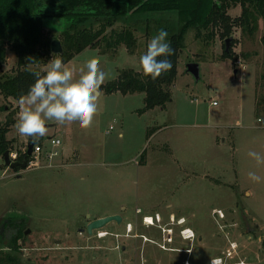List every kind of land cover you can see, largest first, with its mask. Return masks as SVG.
<instances>
[{
	"label": "rangeland",
	"instance_id": "rangeland-1",
	"mask_svg": "<svg viewBox=\"0 0 264 264\" xmlns=\"http://www.w3.org/2000/svg\"><path fill=\"white\" fill-rule=\"evenodd\" d=\"M241 12L240 3L228 8L232 19H239ZM168 16L174 19L176 14ZM71 21L50 15L43 25L53 40ZM215 30L211 38L189 33L165 107L142 110L144 92L101 88L99 111L88 127L61 128L45 118L47 131L35 138L45 148L39 163L13 168L5 165L0 152V227L6 215H19L27 230L16 250L7 246L9 232H2L0 249L26 264H185L187 252L161 248L162 227L173 224L174 240L167 245L186 248L193 243V263L206 264L225 250L229 239H236L240 246L231 260L264 264V164L248 156L249 149L264 153V112L256 110L264 92L257 87L264 70V20L253 34L244 33L237 20L230 35L232 55L227 57L223 29ZM136 35V53L125 45L107 54L88 47L63 62L73 83L88 63L106 72L104 82L117 77L122 67L140 70L138 59L151 34L139 27ZM48 62L39 68L46 70ZM189 62L199 63L198 80L187 70ZM16 66L17 55L8 49L2 72ZM19 110L18 101L0 91V126L12 114L8 149L18 153L32 139L16 130ZM51 136L62 143L48 157L56 149ZM250 170L261 181L251 180ZM115 213L122 216L120 222L87 231L91 219ZM156 213L160 222L143 219ZM171 217L186 222L177 224ZM186 224L197 233L193 242L180 234Z\"/></svg>",
	"mask_w": 264,
	"mask_h": 264
},
{
	"label": "trees",
	"instance_id": "trees-1",
	"mask_svg": "<svg viewBox=\"0 0 264 264\" xmlns=\"http://www.w3.org/2000/svg\"><path fill=\"white\" fill-rule=\"evenodd\" d=\"M236 3L242 5V12L239 19H232L228 8ZM170 13L176 14V17L172 19L168 16ZM50 15L72 19L59 37L64 52L56 55L64 63L88 47L107 54L125 45L131 53H136V30L139 27L147 36L155 35L160 28L167 29L173 48L169 57L172 67L167 72L152 79L141 70L122 67L117 77L100 86L107 92H144L142 110H146L155 106L165 107L171 101V87L177 77L179 56L187 45L190 32L194 31L195 37L205 34V37L211 38L215 35V28L221 26L222 35L227 38L238 20L244 33L253 34L259 27V20H264V0H0V91L6 98L18 101V97L34 82V73L43 74L46 71L38 65L46 64L54 55L51 37L43 25V18ZM261 42L264 45V33ZM8 49L17 55V68L5 73L2 69L7 61ZM231 55L232 51L225 49L224 56ZM258 86L264 87V70L257 79ZM260 96L256 101V110L264 112V92ZM11 122H14L12 114L6 124L0 126L2 154L9 148L6 131ZM32 141L41 140L32 138ZM24 158L28 164L30 154L27 151L19 153L18 159ZM19 218L15 216L7 220L10 236L7 246L13 250L23 246L18 243L24 236V221ZM3 233L0 230V246ZM0 264L26 263L15 253L0 249Z\"/></svg>",
	"mask_w": 264,
	"mask_h": 264
},
{
	"label": "clouds",
	"instance_id": "clouds-1",
	"mask_svg": "<svg viewBox=\"0 0 264 264\" xmlns=\"http://www.w3.org/2000/svg\"><path fill=\"white\" fill-rule=\"evenodd\" d=\"M167 29L160 28L146 43V50L139 56L140 70L145 76L156 79L167 72L172 63L173 53ZM35 80L25 93L18 97L20 110L15 127L18 133L36 138L43 136L46 129L45 118L51 119L57 127H88L94 115L99 111L101 84L106 72L97 63H88L80 78L73 83L72 72L57 55L49 60L46 71L35 72ZM248 156L254 158L257 165L264 164V153L249 149ZM248 176L255 182L262 177L255 171ZM211 264H218L211 260Z\"/></svg>",
	"mask_w": 264,
	"mask_h": 264
},
{
	"label": "built area",
	"instance_id": "built-area-1",
	"mask_svg": "<svg viewBox=\"0 0 264 264\" xmlns=\"http://www.w3.org/2000/svg\"><path fill=\"white\" fill-rule=\"evenodd\" d=\"M215 102V101H213ZM50 142L51 145L53 146V148H56L57 146H59L62 143V140L60 137L58 136H51L50 138ZM45 150L43 144L41 142H35L34 146H33V150L32 153L30 154V159L28 160V163L31 164H37L39 163V160L41 159V155L43 154L42 152ZM27 151V145L24 149H22V152H26ZM58 153L57 148L50 150L48 153H46V156L48 157H52L54 155H56ZM19 153L16 152H10V157L12 159H17L18 158ZM217 215L220 217L224 216V212L222 209H218L217 211ZM174 217H171L172 221H176L177 224H184L186 222V219L184 217L179 218L178 220L172 219ZM143 219L148 222V223H154V221L156 222H160L161 221V215L159 213H156L154 216L150 215V214H145ZM155 224V223H154ZM161 226V225H160ZM173 224L172 226H163L162 227V232L164 234V242H161V248L166 249V250H182L187 252V257L184 261L185 264H197V263H193L190 261V256L194 253L195 248L193 246V243H191L190 246L186 247V248H179L176 246H169L167 245V243H172L174 238H173ZM99 234H104V233H100ZM180 234L182 236V238L184 239H189L192 242L197 238V233L196 231L189 225H183L180 228ZM229 244L227 245V247L225 248V250L219 254H216L214 256H212L208 262L206 264H211V260H216L218 262V264H247V261L243 258H240L239 260L233 261L231 259H233L234 255L237 253L238 249H239V242L236 239H229Z\"/></svg>",
	"mask_w": 264,
	"mask_h": 264
},
{
	"label": "water",
	"instance_id": "water-1",
	"mask_svg": "<svg viewBox=\"0 0 264 264\" xmlns=\"http://www.w3.org/2000/svg\"><path fill=\"white\" fill-rule=\"evenodd\" d=\"M230 40H231L230 36L225 39V44H226L227 50H229ZM51 50L57 54H61L64 52V48H63V45H62V42L60 39L55 38L52 40ZM187 70L193 74V76L195 77L196 80H198L200 78V65H199V63L189 62L187 64ZM34 144H35V142L32 141V139L28 141V143H27V153L28 154L32 153ZM2 155H3L4 161H5V165H7V166L17 168L18 166L26 167V165H27L26 158H24L23 160L12 159L10 157L9 149L5 150ZM112 220H115L116 222H120L122 220V216L118 213H115V214L99 216V217H96L94 219H91L87 224V231L90 234H92L95 229H99V228L104 227L107 223H109Z\"/></svg>",
	"mask_w": 264,
	"mask_h": 264
},
{
	"label": "flooded vegetation",
	"instance_id": "flooded-vegetation-1",
	"mask_svg": "<svg viewBox=\"0 0 264 264\" xmlns=\"http://www.w3.org/2000/svg\"><path fill=\"white\" fill-rule=\"evenodd\" d=\"M18 159V158H17ZM18 160H20V159H18ZM21 167V166H20ZM15 216H19V215H6L2 220H3V222H2V226H1V232H3V231H5L6 229V232L9 230V224L7 223V220H10L12 217H15ZM20 218H22L23 219V217L22 216H19ZM19 218V219H20ZM24 234H27V230L26 231H24ZM22 243H24V239L22 240Z\"/></svg>",
	"mask_w": 264,
	"mask_h": 264
},
{
	"label": "crops",
	"instance_id": "crops-1",
	"mask_svg": "<svg viewBox=\"0 0 264 264\" xmlns=\"http://www.w3.org/2000/svg\"><path fill=\"white\" fill-rule=\"evenodd\" d=\"M199 238L201 239V238H203V236L200 234V235H199ZM179 248H180V247H179ZM211 257H212V256H211ZM211 257H210V258H211ZM210 258H209V259H210Z\"/></svg>",
	"mask_w": 264,
	"mask_h": 264
}]
</instances>
